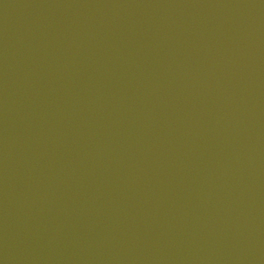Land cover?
Wrapping results in <instances>:
<instances>
[{"label":"water","instance_id":"water-1","mask_svg":"<svg viewBox=\"0 0 264 264\" xmlns=\"http://www.w3.org/2000/svg\"><path fill=\"white\" fill-rule=\"evenodd\" d=\"M0 264H264V0H0Z\"/></svg>","mask_w":264,"mask_h":264}]
</instances>
